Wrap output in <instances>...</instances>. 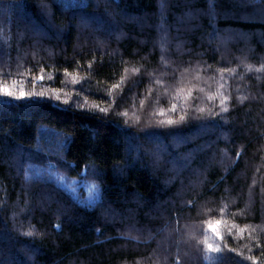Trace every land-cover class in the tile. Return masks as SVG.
I'll use <instances>...</instances> for the list:
<instances>
[{
	"label": "trees",
	"instance_id": "obj_1",
	"mask_svg": "<svg viewBox=\"0 0 264 264\" xmlns=\"http://www.w3.org/2000/svg\"><path fill=\"white\" fill-rule=\"evenodd\" d=\"M0 83V264H264V0H0Z\"/></svg>",
	"mask_w": 264,
	"mask_h": 264
},
{
	"label": "rangeland",
	"instance_id": "obj_2",
	"mask_svg": "<svg viewBox=\"0 0 264 264\" xmlns=\"http://www.w3.org/2000/svg\"><path fill=\"white\" fill-rule=\"evenodd\" d=\"M20 84L18 83L17 85H15L14 83L12 84H5V83H0V96H4V90H8L12 93V95L10 96H17V97H21L19 96V94L21 92L24 93L23 96H30L29 93H26L24 90H26L24 88V86H19ZM70 87V86H68ZM70 90L71 89H66V90H62L60 92H56L58 93L59 95H62V96H65V97H69L70 95ZM46 92H49V91H44V93ZM133 111H131L130 109L129 110H126V114L128 115V117L130 118L131 122L133 124H136V125H143L141 127H143L144 129H147V128H151L153 127L155 124L151 122V120H153L149 110L146 111H143L142 108H138V109H132ZM135 112V114H133ZM74 182H70L68 183V186L69 188L74 192L76 193L77 192V186H74ZM88 196L92 197L93 195V191H92V188H90V192L89 194L86 193Z\"/></svg>",
	"mask_w": 264,
	"mask_h": 264
},
{
	"label": "snow or ice",
	"instance_id": "obj_3",
	"mask_svg": "<svg viewBox=\"0 0 264 264\" xmlns=\"http://www.w3.org/2000/svg\"><path fill=\"white\" fill-rule=\"evenodd\" d=\"M4 94L5 95H12V93L10 92V91H8V90H4ZM24 95V93L23 92H21L20 94H19V96H23ZM17 98H19V97H17ZM169 123H172V121H169ZM219 223V222H218ZM210 228H211V230L213 231V232H217V228L215 227V226H210ZM218 234V233H217ZM211 245H209V248L211 249ZM213 250H215V251H219V249H213Z\"/></svg>",
	"mask_w": 264,
	"mask_h": 264
}]
</instances>
